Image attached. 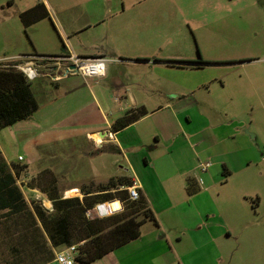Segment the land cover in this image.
I'll use <instances>...</instances> for the list:
<instances>
[{
    "label": "crops",
    "instance_id": "0c3cea01",
    "mask_svg": "<svg viewBox=\"0 0 264 264\" xmlns=\"http://www.w3.org/2000/svg\"><path fill=\"white\" fill-rule=\"evenodd\" d=\"M29 1L0 0V10L17 4V15L42 0L31 4ZM107 11L110 13V8ZM102 19L67 28L63 35L98 26L89 36L74 46L66 44L64 51L57 54L102 57V74L92 77L74 72L54 81L47 74L49 66L36 60L39 74L31 82L37 81L38 85L36 91L31 90L37 109L28 118L0 130V155L8 166L21 156L20 162L26 164L23 176L29 179L37 172L31 169L37 161H47L40 168L53 172L56 164H62L53 159L60 150L64 151L65 143L80 144L73 143L70 149H81L91 157L88 174L80 177L74 186L59 187L62 197L76 194L77 186L90 179L104 182L111 177H124L134 183L152 210L156 225L144 221L136 239L89 264H160L161 261H166L162 264H214L225 250V240L234 234L233 224L245 220L240 217L245 214L244 203L237 196L241 193L246 202L251 193V177L246 175L233 181L234 185L228 189L219 191L229 181V172L226 177L221 175L223 167L228 171L229 165L237 169L250 164L234 148L233 138L240 133L234 127L237 123L230 122L222 129L223 123H216L210 112L201 110L194 92L205 82L176 84L167 76L173 70L199 69L201 63L156 50L153 37L129 28L134 19H117L101 26ZM48 20L54 28L50 17ZM33 55L43 54H17L16 58ZM53 69L51 66L50 71ZM128 69L144 70L147 80L134 78L135 75L125 77ZM138 106L145 109L143 116L117 131L110 129L116 118ZM16 141L22 145V153H14ZM204 152L207 153L205 162L208 158L210 162L202 169L199 157ZM102 154L119 156L120 162L115 166L117 159L114 158L111 161L115 160L114 165H108L103 175L99 173L101 167L97 161ZM188 180L195 188L190 194L185 190ZM25 190L44 209H51L50 201L36 188L25 187ZM26 193L22 194L28 204ZM115 201L117 206L110 207ZM111 202L106 207L107 214L121 208L118 200ZM21 220V226L25 227L24 215ZM14 229L15 212L0 210V243L4 247L0 264L10 263L8 241L12 242ZM58 249H53V253Z\"/></svg>",
    "mask_w": 264,
    "mask_h": 264
},
{
    "label": "rangeland",
    "instance_id": "374dc122",
    "mask_svg": "<svg viewBox=\"0 0 264 264\" xmlns=\"http://www.w3.org/2000/svg\"><path fill=\"white\" fill-rule=\"evenodd\" d=\"M32 2L34 0L29 1V4ZM41 2L48 9L55 30L48 18L24 30L15 13L17 4L16 7L0 10L1 62L21 61L16 58L17 54L33 52L43 55L60 54L64 51L62 44L65 47L68 43L74 46L78 40L89 36L98 26L84 28L76 34L63 35L67 28L92 22L96 18H103L101 26H107L117 19H134V22L129 24V28L140 35L153 37L155 46L158 47L156 50L195 61L198 60V53L201 60L208 61L199 69L173 70L168 72L167 76L177 82L176 84L186 81L205 82L194 92L201 110L210 112L208 114L215 117L216 123H223L222 129L226 128L225 124L237 123L234 127L239 129L241 134L233 138L234 148L250 160V164L243 168L234 169L229 165V175L228 173L223 175V177L228 175L229 181L227 186L219 190L220 193L228 189L229 185H234L233 181L243 175L251 177V193L250 199L246 202L241 198V193L237 196L238 200L244 203L245 214H240V217L245 220L233 224L234 234L225 240V250L214 264H264V0H42ZM107 7L110 8V13ZM145 74L144 70L137 72L128 69L127 75L124 72L125 77L135 75L134 78H142L144 81L147 80ZM37 83V81L31 82L32 90L36 91ZM73 143L71 141L65 143V149L68 150L64 149L63 152L60 150L53 159L62 163L56 164L52 172L58 180L59 187L71 184L74 186L80 177L88 174L91 157L81 149H70ZM16 146L14 153H22V145L16 141ZM206 155L207 153L204 152L199 157L201 163L207 160ZM114 158L117 159L116 166L120 163L119 156L100 155L97 160L100 161L101 167L99 173L106 174L108 165H114L115 160L111 162ZM20 161L15 162L18 169L15 184L21 193H26L25 187L29 179L23 176L24 169H20L23 163ZM41 161V163L37 161L31 169L38 171L43 162V165L47 163ZM208 161L210 162V158ZM41 181L43 180L38 179L37 183ZM105 182H94L91 179L84 181L77 186L76 194L70 193L68 197L80 195L81 185L89 186V183ZM232 198L230 195L229 199ZM25 199L27 201L31 199L27 193ZM116 206V201L110 203V207ZM239 208L243 210L241 206ZM19 219L15 218L12 242L19 232L18 227L22 225V220ZM12 242L9 239L8 243ZM3 248L0 243V255L3 253ZM163 262L166 261H161L160 264ZM45 264H57V262L51 260Z\"/></svg>",
    "mask_w": 264,
    "mask_h": 264
},
{
    "label": "trees",
    "instance_id": "16d2710c",
    "mask_svg": "<svg viewBox=\"0 0 264 264\" xmlns=\"http://www.w3.org/2000/svg\"><path fill=\"white\" fill-rule=\"evenodd\" d=\"M17 16L23 28H26L37 20L49 18V13L42 2H37L20 11ZM197 55L198 60L194 63H208ZM38 61L45 62L42 59ZM17 62L20 61L0 62V130L28 118L37 109L31 81H27L14 68ZM145 113L142 106L130 108L111 123L110 129L117 131ZM20 169H24V175L26 164ZM221 173L225 175L228 171L223 167ZM17 174L15 163L8 166L0 155V210L15 212L17 220L19 216L28 215L25 217V227L17 225L19 232L15 235V241L9 244V264H22L23 261L25 264H45L53 259V249L71 244L76 245L73 264H89L136 239L144 221L156 225L154 214L138 189L134 199L129 197L127 186L132 181L127 178L112 177L102 184L81 185L80 196L62 197L56 176L48 168L40 169L29 178L26 187L36 188L44 194L51 204L48 211L39 200L29 199L26 203L15 184ZM38 179L43 181L38 184ZM191 185L192 181L188 180L185 189L187 194L195 190ZM114 199L120 202V210L99 218L86 215V211L95 204Z\"/></svg>",
    "mask_w": 264,
    "mask_h": 264
},
{
    "label": "built area",
    "instance_id": "2783aa9c",
    "mask_svg": "<svg viewBox=\"0 0 264 264\" xmlns=\"http://www.w3.org/2000/svg\"><path fill=\"white\" fill-rule=\"evenodd\" d=\"M20 62L14 65V68L21 72L23 77L27 81H32L38 76L39 65L36 60H44L47 69V74L51 80H57L68 73H81L83 76H100L104 69V59L102 57H78L76 55L62 54V55H45L42 57L35 56H22ZM70 64L74 65V68H68ZM53 66V71H50V67ZM16 160H21V156H17ZM208 162L200 163L202 169L208 166ZM129 197L134 199L137 196V191L134 183L132 182L127 186ZM108 203L102 202L95 204L91 209L86 211V215L96 216L97 218L108 215L106 213V207ZM121 209V208H120ZM116 212V211H115ZM110 214V213H109ZM76 245L71 244L62 247L53 253V259L57 264H73V258L76 254Z\"/></svg>",
    "mask_w": 264,
    "mask_h": 264
},
{
    "label": "water",
    "instance_id": "95a60500",
    "mask_svg": "<svg viewBox=\"0 0 264 264\" xmlns=\"http://www.w3.org/2000/svg\"><path fill=\"white\" fill-rule=\"evenodd\" d=\"M68 68H74V65L73 64H70L69 66H68Z\"/></svg>",
    "mask_w": 264,
    "mask_h": 264
}]
</instances>
